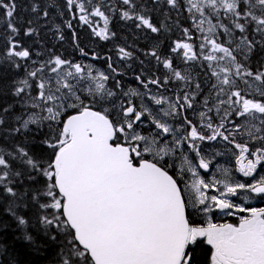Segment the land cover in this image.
I'll return each instance as SVG.
<instances>
[{
  "label": "snow or ice",
  "instance_id": "1",
  "mask_svg": "<svg viewBox=\"0 0 264 264\" xmlns=\"http://www.w3.org/2000/svg\"><path fill=\"white\" fill-rule=\"evenodd\" d=\"M51 9L71 16L53 26L56 38L66 27L80 55L104 59L106 71L54 52L37 59L43 51L25 38L40 43ZM184 12L191 26L170 52L189 68L206 62L207 95L159 45L145 55L167 73L146 74L140 60L133 89L111 55L79 44L76 26L104 42L117 38V19L160 36L179 28ZM0 29V93L17 98L0 107V202L34 250L43 245L29 228L57 246L55 264H264V207L246 206L264 199V175L254 176L264 169V0H0ZM115 51L119 61L137 60L132 46ZM174 82L173 99L164 91ZM217 141L236 150V171L251 179L221 168L220 179L202 176L222 155L203 145ZM23 208L40 210L34 222ZM217 213L238 223H215Z\"/></svg>",
  "mask_w": 264,
  "mask_h": 264
},
{
  "label": "flooded vegetation",
  "instance_id": "2",
  "mask_svg": "<svg viewBox=\"0 0 264 264\" xmlns=\"http://www.w3.org/2000/svg\"><path fill=\"white\" fill-rule=\"evenodd\" d=\"M19 3L27 4V0H18ZM57 3L63 4L64 0H57ZM50 17H49V23L47 25V28L41 29L40 33V43H32L30 38H25V44L26 46H30L34 49V51H43L44 55L42 57H39L37 59L46 60L48 58V55L50 52H54L56 54H59L65 58H68L70 60H73L74 62H80L85 65H92L96 71H106L107 65L104 61V59L100 60H92L91 57H83L80 55V53L77 51L73 39L71 31L68 30L66 27L64 28V35L65 39L63 41H60L56 38L53 29L54 25H61L62 27L65 25V21L68 19H71V16L65 11V15L63 18L58 16L56 14L55 9L50 10ZM25 17H30V13H22ZM153 21L158 23L163 19V16L159 13H153ZM187 12H184L181 16L182 20H188ZM173 21L177 19V16L175 12H173L172 15ZM43 23V21H41ZM74 26H76V21H73ZM191 26V21L188 20V27ZM113 30L117 33V38L112 41L104 42L99 41L97 38H94L91 36L90 31L82 26H76V31L79 35V44L81 47H84L88 51H95L99 52L101 56L111 55L113 57L114 64L119 67L121 71H124L127 73V75L124 77V85L126 88H137L138 84L134 79V76L137 72L141 70L140 60L144 61L143 68L146 70V74H150L152 72H155L156 75L163 78V76L167 73L166 69H163L162 66L158 65L157 62L151 58L150 56H146L145 53L151 51L153 47H156V45H159L157 48V51L161 53L162 58H172L174 59L177 67H179L181 70H184L185 68H188L189 71L192 74V77L194 81H199L201 83V86L204 90L202 95H207L208 92L211 90L210 86L213 82L214 78L210 77V70L207 68L206 62L203 60H200L193 64L190 68L188 65H185L184 61L181 60L179 57L176 56V54L170 52V45L176 41L179 40L177 33L180 32V39H183L182 31L177 27H173L171 32H166L161 34L160 36H157L156 34L148 33L146 30L141 31L139 29H135L132 25V22H128L125 24L123 21H119L118 19L114 21L113 24ZM199 36V33L196 34ZM196 43L199 44L200 40L197 39ZM4 38L2 34V29H0V51L4 48ZM132 46V50L134 51V55L137 56V60L135 61H129V62H122L119 61L117 53L115 51V46ZM125 63H131L132 69H128L125 67ZM18 79V78H17ZM170 90L164 91V95L175 98L174 93H179L180 88L177 86V82L172 83L169 86ZM153 91L155 92L156 89L153 88ZM200 105H197L196 111H190L189 118L192 119L194 122H198V111H199ZM217 122H219V118H216ZM175 124L176 122L173 121ZM35 128V126H33ZM239 139V137H238ZM203 147L209 152H221L222 155L216 156L214 159V164L210 169L209 173H204L203 170L201 171L202 176L210 180L213 176L220 179L222 176L219 172H217V168L221 169H227L231 175H233L236 179L245 181L247 179L251 178H245L243 177L237 169V164L235 160V156L233 155V152L236 151L235 149H231V145L226 146V142L224 141H217L213 142L212 144H204ZM264 175V169L258 168L257 173L254 174L255 178L258 179L259 176ZM211 194V193H209ZM241 202L242 201H238ZM246 206H252V207H264V199L261 198H254L251 201L250 205ZM213 222L215 223H238L236 221L235 217H226L222 214H214Z\"/></svg>",
  "mask_w": 264,
  "mask_h": 264
},
{
  "label": "trees",
  "instance_id": "3",
  "mask_svg": "<svg viewBox=\"0 0 264 264\" xmlns=\"http://www.w3.org/2000/svg\"><path fill=\"white\" fill-rule=\"evenodd\" d=\"M178 19L180 24L179 31L183 27H188V20H182L181 16ZM177 35L180 40V32ZM256 67L258 65L253 63V68L255 69ZM23 77L24 72L20 71L19 73H10L6 79L11 82L13 79ZM2 87L3 85H0V88ZM4 92H7L6 88H4ZM16 100L17 98L11 94L0 93V107L13 104ZM14 111H19V105L14 108ZM34 135L39 136V133H34ZM27 143H31L33 148L36 147L35 143L31 140L27 141ZM17 211L22 212L26 218H32L34 222V217L40 210L36 208H23L17 209ZM28 231L43 245L40 251L34 250L22 238L23 229L18 227L12 216L4 211V204L0 202V264H55L56 253L58 251L57 246L48 242L43 234L35 228H29Z\"/></svg>",
  "mask_w": 264,
  "mask_h": 264
},
{
  "label": "rangeland",
  "instance_id": "4",
  "mask_svg": "<svg viewBox=\"0 0 264 264\" xmlns=\"http://www.w3.org/2000/svg\"><path fill=\"white\" fill-rule=\"evenodd\" d=\"M206 27V26H205Z\"/></svg>",
  "mask_w": 264,
  "mask_h": 264
}]
</instances>
